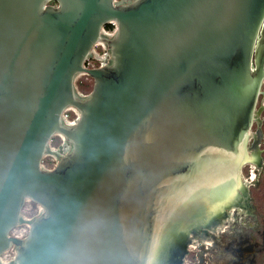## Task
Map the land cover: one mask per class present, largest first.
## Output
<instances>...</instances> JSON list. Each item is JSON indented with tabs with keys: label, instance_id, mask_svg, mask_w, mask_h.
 <instances>
[{
	"label": "water",
	"instance_id": "obj_1",
	"mask_svg": "<svg viewBox=\"0 0 264 264\" xmlns=\"http://www.w3.org/2000/svg\"><path fill=\"white\" fill-rule=\"evenodd\" d=\"M263 86L264 0H0V264L171 262L192 208L247 203Z\"/></svg>",
	"mask_w": 264,
	"mask_h": 264
},
{
	"label": "rangeland",
	"instance_id": "obj_2",
	"mask_svg": "<svg viewBox=\"0 0 264 264\" xmlns=\"http://www.w3.org/2000/svg\"><path fill=\"white\" fill-rule=\"evenodd\" d=\"M97 53L103 56H108V52L104 46H99L96 48ZM96 53V52H95ZM99 57V56H97ZM100 58V57H99ZM106 58V57H105ZM104 59V57H103ZM76 86L84 95L89 94L93 90L94 81L89 76H79L76 81ZM260 108L263 110L260 113V122H262L263 137L260 142L261 145L258 146L260 150V156L262 158V165H253L251 163L245 165L242 169V177L245 181L247 187L248 200L247 203L239 202L237 207L232 213L230 211L227 213V219L224 220L223 224L220 225V232L223 231L225 226H229L227 233L220 234L216 233V243L211 238H207L209 242L208 250L204 248L198 251H192L190 256L187 257L188 260L194 261L196 264H238L239 256L235 254L234 249L238 248V243L247 240V244L256 245V251L253 254L248 255V259L245 260V264H264V100L261 99L259 104ZM257 131L256 124L252 128V133ZM254 136L250 138L249 141V151L253 152V139ZM65 142L62 137L55 136L51 141V149L57 150L62 145V149H65ZM259 153L256 150L255 157L259 159ZM56 158L53 156H48L44 158L43 164L49 168L55 166ZM254 171V172H253ZM257 174V176L255 175ZM252 177V178H251ZM257 177V178H256ZM247 208L244 211L243 206ZM38 213V205L33 202H27L23 208V214L27 218H32ZM225 225V226H224ZM25 225L17 227L13 230V233L26 234ZM29 233V232H28ZM27 233V234H28ZM205 242V241H204ZM200 244V241H199ZM229 247V248H228ZM194 250V249H192ZM186 253V252H185ZM252 253V252H251ZM15 250L12 248L9 252L4 255V261H13L15 256ZM204 256V262H200L201 258ZM180 262V261H179ZM182 262V259H181ZM180 262V263H181ZM191 263V262H190ZM9 264V263H6ZM177 264V261L175 262Z\"/></svg>",
	"mask_w": 264,
	"mask_h": 264
},
{
	"label": "bare ground",
	"instance_id": "obj_3",
	"mask_svg": "<svg viewBox=\"0 0 264 264\" xmlns=\"http://www.w3.org/2000/svg\"><path fill=\"white\" fill-rule=\"evenodd\" d=\"M100 45H102V44H100ZM105 57H107V56H105ZM68 111H71L73 113L75 112L76 114H78V112L76 110H74L73 108H69ZM78 116H79V114H78ZM63 119L67 125H74L76 123V121H74V122L67 121L64 116H63ZM58 136H60V135H58ZM63 140H64V138H63ZM64 146H65V143H64ZM53 152H58V151L53 150ZM251 154L254 156L255 161H256L254 163H251L253 165V169H255L256 167H254V166L258 165V160L255 157L256 150H253V152H251ZM237 206L238 205L235 202L234 203L228 202L227 205L221 206L219 208H214V207H210V206L200 207L198 205H197V208L196 207L192 208L191 216H190L189 220H187L188 222L186 221L187 223L183 227L180 228L179 234L175 237L176 239L175 240L172 239V241H170V244L168 245V248H171V250H169V252L167 251V255H168V258H170V256L172 257V258H170V259H172V261L170 262V260L163 259L161 264H172L174 261L173 260L174 255L175 256L177 254L179 255L180 252L183 250H184V252H186L188 247L191 249H198V247L200 246L199 241L197 240L198 234L203 233L204 231H206V232L212 231L214 234L219 233L221 230L220 225H222L224 220L227 219V213L229 211H230V213H232ZM204 241H205V245H207V247H209L210 244L207 241V239H205ZM168 248L166 245L164 246V249H168ZM180 256H181V254H180ZM181 259L179 258L178 261H181ZM11 262L4 261V259L2 258L3 264H6V263L11 264Z\"/></svg>",
	"mask_w": 264,
	"mask_h": 264
},
{
	"label": "flooded vegetation",
	"instance_id": "obj_4",
	"mask_svg": "<svg viewBox=\"0 0 264 264\" xmlns=\"http://www.w3.org/2000/svg\"><path fill=\"white\" fill-rule=\"evenodd\" d=\"M105 29H106V27H105ZM106 30L107 31H113L114 30V26L112 27V29H106ZM107 57L105 58V56H104V62L107 60ZM263 91H264V86H263ZM261 99L264 100V95H261L260 98H259V102H258L259 114H258L257 120L254 123V125L256 124L257 131L255 133H253L254 137L252 139L253 147H254V149L256 148L257 150H259L258 146L261 145L260 142L262 141V137H263L262 128L260 127V126H262V124H261L262 122H260L261 120L259 118L260 117V113L263 110V108L259 107ZM259 124H260V126H259ZM255 175L257 176L256 173H255ZM241 206H243L244 211H247V208H246L247 206L245 207L244 204H241ZM228 228H229V226L226 225L225 228L223 229V231L219 232V235L221 233L222 234L227 233V229ZM215 237H216V235H214V233L212 231H207V232L204 231L203 233L198 234L197 235V240L200 241V246L198 247V249L192 250L191 248L188 247L186 253L184 252V250L180 252L181 256H180V254L179 255L177 254L176 256L174 255V257H173L174 261H173L172 264H175L176 261H177V264H196L195 261L193 263V257L191 258L192 260H188V261H187V257L190 256L192 251H195V252L198 251V253H199V249L201 247L208 250L207 245H205L204 240L207 239V238H211L214 241V243H216V238ZM247 242H248L247 240L239 242L238 243V245H239L238 248L234 249L235 254H237L239 256L238 264H245V260L248 259V255L249 254L252 255L254 250L256 251V247L257 246L256 245L247 244ZM202 257L203 258H201L200 262L203 263L204 262V256H202ZM179 258L180 259L182 258V262L180 261L181 263L178 261ZM198 264H200V263H198Z\"/></svg>",
	"mask_w": 264,
	"mask_h": 264
},
{
	"label": "built area",
	"instance_id": "obj_5",
	"mask_svg": "<svg viewBox=\"0 0 264 264\" xmlns=\"http://www.w3.org/2000/svg\"><path fill=\"white\" fill-rule=\"evenodd\" d=\"M112 26H114V30H115V24L114 23H112L111 24ZM113 30V31H114ZM113 31H107L106 30V32L108 33V34H110V33H112ZM99 46H102V45H100V44H98V45H96L94 48H95V52H96V54L98 55V56H100V58L99 57H97V59H90V60H87L86 62H85V68H87V69H96V68H99V67H101V66H103V64H104V59H102L104 56L102 55V54H98L97 53V51H96V48L97 47H99ZM80 76H88L87 74H81ZM63 116L65 117V119L67 120V121H69V122H74V121H78V119H79V116H78V114H76L75 112L73 113V112H71V111H65L64 112V114H63ZM64 143V142H63ZM63 146V145H62ZM61 146V147H62ZM61 147H59V148H61ZM57 162V161H56ZM42 164H43V162H42ZM56 165H57V163H55V166L54 167H52V168H49V167H47V166H45L44 164H43V166H44V168L45 169H47V170H52V169H54L55 167H56ZM41 211V207L38 205V213L37 214H39V212ZM27 218V217H26ZM25 227H26V234H22V233H13V231H12V233H11V235L12 236H14V237H16V238H19V239H23V238H25L29 233V231H30V228H29V226L28 225H25ZM28 233V234H27ZM5 255V254H4ZM4 255L2 256V258L4 259ZM15 257H16V254H15V256H14V259H15ZM13 259V260H14ZM11 262V261H10Z\"/></svg>",
	"mask_w": 264,
	"mask_h": 264
},
{
	"label": "trees",
	"instance_id": "obj_6",
	"mask_svg": "<svg viewBox=\"0 0 264 264\" xmlns=\"http://www.w3.org/2000/svg\"><path fill=\"white\" fill-rule=\"evenodd\" d=\"M112 25L111 24H108L107 26H106V29H112Z\"/></svg>",
	"mask_w": 264,
	"mask_h": 264
}]
</instances>
